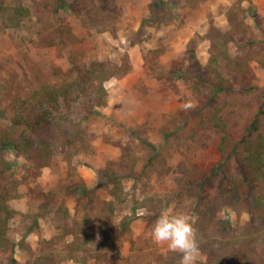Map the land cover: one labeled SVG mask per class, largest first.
I'll return each mask as SVG.
<instances>
[{"label":"rangeland","instance_id":"1","mask_svg":"<svg viewBox=\"0 0 264 264\" xmlns=\"http://www.w3.org/2000/svg\"><path fill=\"white\" fill-rule=\"evenodd\" d=\"M36 1L0 0L10 9L32 11L16 28L0 24V133L11 125L15 100L62 85L71 98H84L92 70L114 63L118 71L104 83L106 105L82 125L85 151L68 161L57 145L51 165L34 177L31 163L14 150H0V203L13 211L7 236L14 245L0 251V264H171V251L151 236L158 217L139 208L126 230L120 221L148 197L195 217V207L210 199L215 184L239 170L231 159L227 170L206 182L201 197L186 193L195 190L187 180L209 176L218 161L215 108L234 139L258 114L264 135V0H204L196 6L162 0L167 8L161 22H143L154 0H51L57 11L39 15L33 12ZM238 1L250 37L231 34L228 50L248 58L249 70L233 76L220 63L227 81L219 83L207 68L206 34L210 27L227 30L226 13ZM189 102L192 107L184 108ZM59 113L76 116L64 107ZM105 172L120 179L125 198L115 202L111 215L97 205L113 200ZM255 191L264 195V180ZM225 217L232 227L249 221L246 213L228 211ZM73 221L81 238L103 243L101 259L80 252L67 257L72 238L57 236ZM203 259L200 251L197 261Z\"/></svg>","mask_w":264,"mask_h":264},{"label":"trees","instance_id":"2","mask_svg":"<svg viewBox=\"0 0 264 264\" xmlns=\"http://www.w3.org/2000/svg\"><path fill=\"white\" fill-rule=\"evenodd\" d=\"M202 1L204 0H189V3L196 6ZM240 5L241 2L238 1L228 9L226 31L210 27L206 34L209 42L207 68L219 83L227 81L218 69L220 63L233 76L245 75L249 70L248 58L232 56L228 50L231 34L242 33L250 37L251 29L246 21L245 10ZM58 7L51 0H37L33 12L36 15L41 11L56 12ZM152 7L149 18L143 22L163 21L166 18V12H162L163 8H167L165 2L154 0ZM31 14L29 8L21 5L10 9L0 4V24L3 28H16L21 19ZM117 71L118 67L114 63L92 70L87 86L88 93L84 98H71L67 86L62 85L60 88L45 86L35 91L31 98L15 100L11 125L5 132L0 133V150H14L31 163L35 167L34 177L39 176L43 168L51 165L57 145L65 148L68 161L85 151L89 147V141L82 125L91 119L94 109L106 105L107 92L104 83L114 77ZM34 103L38 104L37 109L32 108ZM61 107L76 113V116L71 118L66 113H59ZM211 126L220 135L216 146L218 161L208 170H212L209 176L200 181L187 180V184L193 185L195 190L187 188L186 193L196 198L201 197L206 182L227 170L231 159L236 160L239 170L225 179V182L216 183L215 192L210 199L203 206L194 209L196 239L200 251L204 253V259L196 264H264V195L255 191L256 184L264 180V135L261 133L260 114L250 121L240 139H234L228 133L218 107L212 114ZM105 177L111 186L109 194L113 200H99L97 205L111 215L115 202H123L125 198L120 179L106 172ZM186 185L180 189L185 191ZM166 206L162 199L145 198L135 203L131 213L122 218L119 226L126 230L136 218L139 208L159 217ZM228 211L237 216L246 213L249 221L232 227L229 218L225 217ZM12 212L4 202L0 203V251L14 246L7 236L8 220ZM60 230L57 238H72L68 245V258L75 252L93 259L104 256L101 241L93 237L79 236L78 222L65 223ZM166 260L171 264L178 262L180 254L169 252Z\"/></svg>","mask_w":264,"mask_h":264},{"label":"clouds","instance_id":"3","mask_svg":"<svg viewBox=\"0 0 264 264\" xmlns=\"http://www.w3.org/2000/svg\"><path fill=\"white\" fill-rule=\"evenodd\" d=\"M190 107V102L184 105V108ZM194 224L195 217L173 213L166 208L156 219L151 236L157 244L165 245L168 251L179 253L180 264H196L200 249Z\"/></svg>","mask_w":264,"mask_h":264}]
</instances>
